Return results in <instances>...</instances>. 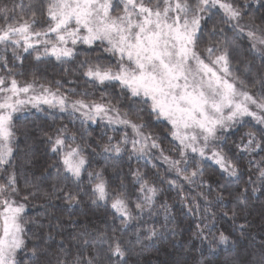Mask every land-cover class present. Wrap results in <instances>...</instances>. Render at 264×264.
<instances>
[{"label":"snow or ice","instance_id":"obj_1","mask_svg":"<svg viewBox=\"0 0 264 264\" xmlns=\"http://www.w3.org/2000/svg\"><path fill=\"white\" fill-rule=\"evenodd\" d=\"M53 60L77 87L37 78ZM32 109L53 123L21 131ZM258 192L264 0L0 4V264H147L184 217L195 230L176 264H264V248L229 255Z\"/></svg>","mask_w":264,"mask_h":264},{"label":"trees","instance_id":"obj_2","mask_svg":"<svg viewBox=\"0 0 264 264\" xmlns=\"http://www.w3.org/2000/svg\"><path fill=\"white\" fill-rule=\"evenodd\" d=\"M10 0H0V4L8 3ZM82 51H88L86 48L82 49ZM98 53H93V55H96ZM82 58V57H81ZM259 63V61H257ZM75 65H72L74 67ZM25 76L22 77V79H31V73L33 71L32 65L30 61H26L24 65ZM37 78L41 82H50L55 86V81L60 80L61 83L64 85V89L77 87L75 84H70L67 81L75 79L72 75L64 74V67L60 64L56 63L54 60L51 63L40 65L38 69L35 70ZM80 87L82 88V82H80ZM62 89V90H64ZM56 119L55 122L57 124L65 123L68 124V120L65 118L63 120L60 119V117L64 116V114H55ZM53 123V119L49 116L44 115L43 113L36 112L34 109L31 111H26L23 113L18 114V127L23 130H34L38 125L42 124H51ZM70 128H78L79 123L77 122L75 126L72 124H69ZM95 127V126H93ZM246 130V129H245ZM93 136L98 137L100 135V130L97 129L95 132L92 133ZM234 139H238L237 136L233 137ZM21 150L24 148V144L21 143L20 145ZM164 147L167 149L168 145L165 143ZM160 163V162H157ZM144 161H140L137 165L135 162L133 164L134 167L139 166L142 169L144 168ZM246 165V161H245ZM164 165L161 164L160 172H164ZM249 178V172L246 170L244 166H242V174H241V181H246ZM255 177H253L254 179ZM166 187V186H165ZM235 187V186H234ZM172 196L175 194L172 193ZM215 195V194H213ZM226 195V194H225ZM171 202V200L169 201ZM39 203V202H37ZM264 203V192H258L255 195L252 196V202L251 207L254 209L253 215L249 217V220L251 221L252 227H251V233L252 236L248 239H241L238 246L236 247V250L229 255L233 258H239L240 260H247L249 258V255H255L261 251L262 248H264V220H261L258 216V211L260 208V205ZM231 206V205H229ZM177 208H179V205H177ZM41 210L37 208H30L29 214L30 215H37ZM95 219V218H93ZM81 223H86L83 217H80ZM225 228H228V224L223 225ZM182 227L184 228V232L181 236H178L175 240V247H173L171 244L168 243L167 240L157 243L155 245L156 248L159 249V252L153 251L150 255L147 256V264H159L161 261H168L169 264H176L177 261H182L186 258L187 252H188V242L190 240L191 232L194 231V225L192 223L191 217H184V222L182 224ZM192 246V252L194 255H199V253L196 251V248L199 247V241H191ZM225 259V257L221 256L219 260L222 262Z\"/></svg>","mask_w":264,"mask_h":264}]
</instances>
